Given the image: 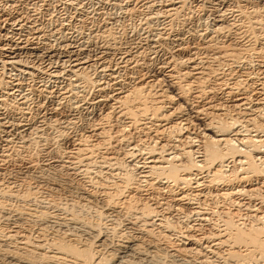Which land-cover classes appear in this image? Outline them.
<instances>
[{"label":"bare ground","instance_id":"1","mask_svg":"<svg viewBox=\"0 0 264 264\" xmlns=\"http://www.w3.org/2000/svg\"><path fill=\"white\" fill-rule=\"evenodd\" d=\"M52 1L0 0V110L18 114L13 119L0 112V128L3 133L32 134L40 141L41 120L31 117L28 103L35 100L33 106L39 114L38 99L53 98L49 109L37 118L43 121L47 116L49 122H56L55 116L60 114L58 120L64 123L62 131L58 130L51 138L56 153L63 154L59 152V145L67 134L63 129L75 123L71 120L74 112L97 114V122L83 131L96 136L97 141L89 148L85 142L92 136L80 133L70 136L73 150L68 155L75 160H72L73 167L80 162L89 166L93 152L109 145L108 127L120 122L117 135L128 147L123 160L132 164L135 173L121 174L122 161L114 156H110V160L104 157L106 163L114 162V165L110 163L113 168L109 174L117 181L111 178L108 181L106 177L102 180L95 175L89 178L88 170L83 168L81 177L83 175L84 181L98 191H75L74 199L70 196L72 193L68 194V184L60 185L54 180L49 183L42 177L32 178L34 186L24 183L27 186L20 195L18 190H11L19 185H6L5 194L2 193L5 200L31 197L29 195L39 190L46 204L56 205L62 209V214H53L52 222L49 218L46 223L40 221L35 233L37 240L32 241L28 233L22 231L21 221L26 217L31 220L47 218L45 210L49 205L40 210L26 209V206L10 210L13 202H9L12 204L7 209L11 214L7 216L9 222L4 226L5 231H0V263L155 264L159 253L161 257L163 253L176 264L173 254L167 251L181 249L196 258L197 261L190 264H220L222 261L223 264L253 261L264 264V0H67L65 9L71 10L67 17L49 14L42 21L41 11L45 13L56 8ZM93 1L98 3L97 9L91 5L87 6L88 11L86 4ZM189 9L209 12L206 28L186 27L193 17ZM89 18L93 25L90 22L88 27L85 21ZM124 19L138 22H134L136 25L131 30L120 27L118 33L124 40L118 45L110 44L116 39L113 24L123 23ZM189 45L195 48L189 49ZM42 64L46 69L53 68L47 70L50 86L45 81L39 82L29 90L24 87L26 91L23 80L9 78L10 73L32 78L45 70L40 67ZM63 65L68 66L66 72L71 78L67 76L60 84V74L64 70L60 73L59 69ZM191 101L198 104L191 106ZM183 104L189 114L183 111ZM194 126H197L196 132ZM133 130L139 133L137 142L141 143V150L126 137ZM4 157V160L9 158ZM31 157L28 155L25 159L29 164L34 162ZM73 162L68 163L73 165ZM202 169L208 174L203 183L197 179V172ZM216 184H223L227 189L215 191V196L223 202L217 211L221 224L212 223L209 236L204 232L207 237L203 234L197 239L199 234L191 239L197 247L203 244L201 241L209 246L187 247L184 241L190 236L189 229L201 233L198 229L201 222L209 220L198 211L202 208L199 201L205 197L204 193L211 196ZM58 190L69 197L65 195L66 198L61 199L55 194ZM245 195L259 204L251 207L247 202V206H242L233 199ZM163 196L178 208L171 205V209ZM96 197L103 199V206L93 209L91 201ZM3 204L0 200V212ZM78 206L93 209L94 218L81 216L75 210ZM185 207L193 211L183 214L184 229L178 232L180 228L175 229L168 216L183 212ZM108 211L144 231L150 240H140L122 232L117 221L109 219ZM45 228H50L51 234L48 235L49 230ZM176 231L179 235L171 238ZM160 243L165 249L160 248Z\"/></svg>","mask_w":264,"mask_h":264},{"label":"rangeland","instance_id":"2","mask_svg":"<svg viewBox=\"0 0 264 264\" xmlns=\"http://www.w3.org/2000/svg\"><path fill=\"white\" fill-rule=\"evenodd\" d=\"M52 1V0H51ZM53 2V6H56V8H54V10H53V8H51L50 10H51V12H50V10L49 11H47L48 12V14H47V12H43V11H41V15H42V17H41V20L42 21H45L43 18H48V15L50 14V16L51 15H53V16H60V17H67L68 16V14H70L71 13V10H66L65 9V5L64 4H66L68 1L67 0H53L52 1ZM58 4V5H56V4ZM95 4V5H94ZM91 5H92V7H91ZM97 5H98V3L96 2V1H93L92 3H89V4H86V7L88 6L89 8L91 7V8H94V9H97ZM106 5V4H105ZM104 5V6H105ZM85 7V8H86ZM86 8V9H88V11H89V8ZM65 9V10H64ZM107 9H109V7L107 8ZM106 10V9H105ZM105 10H103V11H105ZM190 10V9H189ZM66 11V12H65ZM91 11V10H90ZM108 11V10H107ZM190 11H192L191 12V19H189V21L188 22H190L189 24H186V27H192V28H195L196 27V25H197V27L195 28V29H199V28H206L207 27V25H208V23H209V17H208V13L209 12H205V11H203V12H200V11H197V10H194V9H192V10H190ZM52 12H54V13H52ZM70 12V13H69ZM196 12H197V14H196ZM204 13V14H203ZM40 15V16H41ZM64 15V16H63ZM206 15V16H205ZM198 16H200V17H198ZM202 17V18H201ZM207 17V18H206ZM197 18V19H196ZM199 18V19H198ZM203 19V20H202ZM76 21H78V20H76ZM74 22L75 23V25H78L77 23L78 22ZM87 21V22H86ZM86 21H85V24H88L87 26L89 27L90 26V24L92 23V25H93V21H92V19L90 20V18L89 19H86ZM136 21L137 20H133V22L131 21V20H128V19H124V21H123V23H121V21L120 22H116V23H114L113 24V29H114V31L115 32H113L115 35H116V37H114V38H116V39H114V43H111L110 42V44H116V45H118L120 42L122 43V41L124 40L123 39V35L122 36H120V34L118 33V32H120L121 30H120V27H123L124 26V28L125 29H132L133 28V26H135L136 24ZM205 21V22H204ZM207 21H208V23H207ZM91 22V23H90ZM95 22H97V21H95ZM124 22H126V23H124ZM134 24H132V23ZM135 22V23H134ZM138 22V21H137ZM195 22V23H194ZM118 23H119V25H118ZM198 23V24H197ZM202 23V24H201ZM123 24V25H122ZM127 24H128V26H127ZM193 24V25H192ZM94 25H95V23H94ZM130 25V26H129ZM200 25V26H199ZM205 25H206V27H205ZM132 26V27H131ZM202 26H204V27H202ZM46 28H48V25L46 26ZM90 28H94V27H90ZM118 28V29H117ZM83 32H86V31H84V30H82ZM186 36V35H185ZM118 38V39H117ZM120 39V40H119ZM187 40V39H186ZM117 41V42H116ZM116 42V43H115ZM188 44H190V43H188ZM197 47V46H196ZM193 48H195V47H193V45H189V49H193ZM155 58H157L156 60H159L160 59V57H155ZM41 68H45V70H41L40 71V73L39 72H37V73H35L34 74V77H32V78H25L24 76H19V77H17V75H14L13 73H10L8 76H9V78H13V79H16L17 81H20V82H22V80H23V89L24 90H26V89H28L29 90V87L31 86V87H33L34 85L33 84H38L39 82H44L45 81V83H47V85L48 86H50V84H51V77H50V75H47L48 74V71L49 70H52L53 68H50V69H46V67H45V64H42L41 66H40ZM67 67V68H66ZM63 68V69H62ZM66 68V69H65ZM62 69V70H61ZM61 69H59L60 70V73L62 72V74H60V79H59V82H60V84L61 83H64L65 82V78L67 79V76H68V78H71V76H69V74L66 72L67 71V69H68V66L67 65H63L62 67H61ZM48 70V71H47ZM43 73V74H42ZM64 73V74H63ZM140 73H142V72H140ZM67 74V75H66ZM36 75V76H35ZM66 75V76H65ZM14 76V77H13ZM16 77V78H15ZM21 77V79L20 80H18L19 78ZM64 77V78H63ZM18 78V79H17ZM32 79V80H31ZM24 80H25V82H24ZM25 83V84H24ZM52 85V84H51ZM26 89H25V88ZM31 87H30V89H31ZM28 90H26V91H28ZM171 95H173V93H170ZM38 103H41V104H38L37 103V105L38 106H41V109L39 110L40 112H39V114L41 113V112H43L45 109H49V107H50V105H52V103H53V98H50V99H38ZM35 103V100H34V102L33 103H31V102H29L28 103V106L30 107V109H32V110H29V113L31 114V117H35L34 119L36 120V121H38L39 119L41 120V122H39L40 123V126H41V132L40 133H42L41 135H42V138H41V140L40 141H36V139L34 138L35 137V135H32V134H22V135H16L13 131H8V132H5V133H3L2 131H3V128H0V163H2V165L0 164V200L4 203L3 204V206L6 208H2L1 209V211L2 212H0L1 214L5 211V213H3L2 214V216L0 215V226H2L1 227V229H0V231L2 232H4L5 231V228H4V226H5V224L7 223V221L9 222V217H7L8 215L10 216L11 214L9 213L10 211L9 210H7V209H10V207H11V205H12V207H11V209L10 210H12V209H15V207L16 206H18V207H16V209L18 208V209H20V208H23L24 209V207L23 206H26L25 208L27 209H31V207H32V209H35V210H40L41 208L40 207H46V206H48L49 204H46V199H45V196L43 195V193H40V191L38 190V192L36 193V194H34L33 196L32 195H29V196H31V197H28V195L26 196V197H20V196H18L20 199H18V197H10L8 200H5L6 199V196L4 195L5 194V187H6V185L8 186H10V184H11V186H14V185H16V186H18V187H14V188H12L11 190H14V191H17L18 190V194L20 195V193H23V191L25 190V188H26V186L27 185H25L24 186V183L25 184H29L30 186H34L35 184H33L34 183V179H32L33 177H42L44 180H46V181H48L49 183H52V182H50V181H52V180H54L55 182H57L58 184H60V185H69V187H70V189L68 190V194H70V193H72L70 196H72L71 198H75L76 197V195L77 194H75L76 192H80V191H84V192H93V191H95V189H96V191H98V188L96 187V188H91V186H90V184L88 183V182H85L84 180V178H83V175H82V177H81V173L83 174V170H85L86 169V171L88 170V174H90V177H89V175L87 174V177H86V179L89 177V178H92V177H98V178H102V180L106 177L107 179L109 178H111L110 180H115V181H117L116 179H112V177L110 176V171H111V169L113 168V166L112 165H114V162H110V163H113L112 165H110V163L108 164V163H106L107 162V160L106 159H108V157H109V160H110V156H112L111 158H114V157H117L116 159H118L119 158V160H121L122 162V168H121V170H120V173L122 174H124L126 171H128V172H130L131 171V173H135V171H134V167L132 166V164H130V165H128L129 164V162L128 161H125V160H123V159H125V156H124V153L126 152V150L128 149V147L125 145V143H124V140H121L120 141V139H123L122 137L120 138L119 137V135H117L118 133H117V129L119 128V124H121L120 122H119V124H117V125H115L114 123L111 125V126H113L112 128H114V129H112L111 127H108V130H107V132H108V134H111V135H109V136H111V137H109L111 140L109 141V145H106L105 147H103V148H105V149H103V148H100L99 150H97V151H95V152H93V154H92V156H91V164L89 163V166H87L86 164H81V162L79 163V164H76L77 166H75V167H73L75 164H74V162L73 161H75V160H73V158H71V157H69V155H68V153L70 152V151H72L73 150V148H72V144H71V137H73V135L75 136V135H78L79 133L80 134H84V135H90V136H92V137H88L87 139H86V142H85V144L88 146V147H86V146H83V148H89V145H92L93 143H95L97 140H96V136H93L91 133H83V131L85 130V131H88L89 129H88V126H90V125H92L93 126V124L92 123H96L97 122V114H81L80 112H76V114H75V112H74V114L72 115V118H71V120H73L75 123H76V125H75V123L72 121V123H74L72 126H70V127H68L67 129H63L67 134H65V137L63 138V141L60 143V145H59V152H61V153H63V154H58V153H56L55 151H56V149L51 145V138L53 137V136H55L56 135V133H57V131L59 130V131H62V126L64 125V123L63 124H61V122H62V120H58V119H60V114H57L56 116H55V118H56V122H49V120H47V116H45L43 119V121H42V119L41 118H37V116H39V114H36V110H35V106H33V104ZM195 103V101H191L190 102V104H191V106H193V104ZM30 104V105H29ZM196 104H198L197 102L194 104V106L196 105ZM43 105V106H42ZM183 106V111L185 112V113H187V114H189L190 113V111H189V109L187 108V106H185L184 104L182 105ZM31 111V112H30ZM0 112H2L3 114L5 113L8 117H10V118H13V119H15V118H17L18 117V114H17V112H7V110H0ZM7 112V113H6ZM10 113V114H9ZM57 113H59V111L57 110ZM9 114V115H8ZM13 116H12V115ZM29 114V115H30ZM62 114V113H61ZM81 114V115H80ZM33 115V116H32ZM89 115V116H88ZM12 116V117H11ZM59 116V117H58ZM74 116H75V118H74ZM96 116V117H95ZM79 117L81 118V119H79ZM74 118V119H73ZM85 118V119H84ZM96 118V119H95ZM46 119V120H45ZM79 119V120H78ZM91 119V120H90ZM39 120V121H40ZM81 121V122H80ZM88 121H89V123H88ZM45 122V123H44ZM46 122H48V123H46ZM58 122V123H57ZM77 122H79L78 124H77ZM38 123V124H39ZM43 123V124H42ZM53 123H55V124H53ZM91 123V124H90ZM193 123V122H192ZM194 123H196V122H194ZM45 124V125H44ZM46 124H48V125H46ZM50 124L52 125V126H50ZM59 124V125H58ZM84 124V125H83ZM87 124H89V125H87ZM75 125V126H74ZM87 125V126H86ZM44 126V127H43ZM47 126V127H46ZM48 126H50V127H48ZM55 126H56V128H55ZM58 127V128H57ZM60 127V128H59ZM69 128H71V129H69ZM109 128H110V130L111 131H109ZM196 128H197V126H194V129L195 130H193V131H195L196 132ZM199 128V127H198ZM69 129V130H68ZM73 129V130H72ZM83 129V130H82ZM6 130H8V129H6ZM80 130V131H79ZM13 132V133H12ZM64 132V133H65ZM251 135H255L254 134V132H249ZM7 134V135H6ZM16 135V137H15V135ZM37 134H39V133H37ZM72 134V135H71ZM115 134V135H114ZM138 132H135L134 130L133 131H129V134H127L126 135V137L127 138H129L130 140H132V145H133V143H134V147H136V149L138 150V149H140L141 150V147L139 146L140 144H138V142L137 141H139L138 140ZM261 135L263 134L262 132L260 133ZM28 135V136H27ZM30 135V136H29ZM114 135V136H113ZM9 136V137H8ZM24 136V137H23ZM28 137V139H27V137ZM33 136V138L31 139L30 138V140H29V137H32ZM71 136V137H70ZM18 137V138H17ZM23 138H25L26 140H24ZM45 138V139H44ZM125 138V137H124ZM140 138L142 139L143 138V136H140ZM6 139V140H5ZM8 139V140H7ZM10 139V140H9ZM23 141V142H21V140ZM44 139V140H43ZM89 139H91V140H89ZM117 139V140H116ZM15 140V141H14ZM29 140V141H28ZM32 140V141H31ZM34 140V141H33ZM27 141V142H26ZM32 143H31V142ZM36 141V142H35ZM135 141V142H134ZM17 142V143H16ZM25 142V143H24ZM29 142V143H28ZM10 143V144H9ZM24 143V144H23ZM31 143V144H30ZM36 143V144H35ZM122 143H124V144H122ZM13 144V145H12ZM16 146H15V145ZM20 144V145H19ZM26 144V145H25ZM115 144V145H114ZM135 144H138V145H135ZM8 145V146H7ZM131 145V146H132ZM21 146V147H20ZM25 146H27V147H25ZM122 146V147H121ZM12 147V148H11ZM17 147V148H16ZM11 148V149H10ZM24 148H26V149H24ZM117 148V149H116ZM126 148V149H125ZM130 148V147H129ZM16 149V150H15ZM18 149V150H17ZM20 149V150H19ZM26 150V151H24V150ZM55 149V150H54ZM107 149V150H106ZM66 151L65 153L63 152V151ZM106 150V151H105ZM4 151V152H3ZM8 151H10L9 153H8ZM17 151V152H16ZM20 151H21V153H20ZM29 151V152H28ZM68 151V152H67ZM107 151L110 153L109 155H108V153H107ZM118 151V152H117ZM19 152V153H18ZM117 152V153H116ZM121 152V153H120ZM14 153L15 154H17V155H14ZM28 153V154H27ZM117 155H116V154ZM6 154V155H5ZM8 154H10V155H8ZM20 154V155H19ZM35 154V155H34ZM58 154V155H57ZM65 154V155H64ZM104 154H107V155H104ZM120 154V155H119ZM137 154H139V152H137ZM28 155H30V156H32L31 158L33 159V161L34 162H32L31 164H29V163H27V161H25V159H26V156H28ZM96 155H97V157H96ZM123 155V156H122ZM199 155V154H198ZM4 156H9V158L7 159H5L4 160ZM18 156V157H17ZM103 156V157H102ZM114 156V157H113ZM197 156V155H196ZM11 157V158H10ZM19 157H20V159H19ZM55 157V158H54ZM60 157V158H59ZM62 157V158H61ZM65 157V158H64ZM93 157V158H92ZM102 157V158H101ZM104 157H106V159L104 158ZM53 158V159H52ZM99 158V159H98ZM11 159V160H10ZM13 159V160H12ZM17 159H19V160H17ZM23 159V160H22ZM4 160V161H3ZM68 160V161H67ZM73 160V161H72ZM100 160H103V161H100ZM104 160H106V161H104ZM9 161V162H8ZM12 161V162H11ZM94 161V162H93ZM4 162V163H3ZM5 162H7V164H5ZM68 162H73V165L71 164V163H68ZM109 162V161H108ZM9 163H10V165H9ZM34 163V164H33ZM83 163V162H82ZM22 164V165H21ZM71 164V165H70ZM82 166H81V165ZM104 164V165H103ZM6 165V166H5ZM12 165V166H11ZM29 165H32V168H30V166ZM85 165V166H84ZM231 165V164H230ZM109 166H110V168H109ZM2 167V168H1ZM33 167H34V169H33ZM68 167H69V169H68ZM77 167V168H76ZM112 167V168H111ZM133 167V168H132ZM74 168V169H73ZM81 168V169H80ZM83 168H85V169H83ZM108 168V169H107ZM27 169V170H26ZM231 169V168H230ZM4 170V171H3ZM72 170V171H71ZM78 170V171H77ZM79 170H81L80 171V173H79ZM108 170V172H106ZM9 172V174H8V172ZM75 171V172H74ZM98 171H100V172H98ZM104 171V172H103ZM204 171V172H203ZM5 174H3V173ZM33 173H34V175H33ZM73 173H78V174H80L79 176L78 175H74ZM97 173H99V174H97ZM105 173H107V174H105ZM198 173V177H197V179H198V181H199V179H200V181H202V183L204 182V180L206 181L207 179H206V177L208 176V174L206 173V170L205 169H202L201 170V172H200V170H199V172H197ZM8 174V175H7ZM4 175V176H3ZM38 175V176H37ZM95 175V176H94ZM6 176V177H5ZM77 176V177H76ZM92 176V177H91ZM104 177V178H103ZM89 178H88V180H89ZM105 178V179H106ZM203 178V179H202ZM4 179V180H3ZM7 179V180H6ZM9 179L12 181V183H11V181H9ZM16 179V180H15ZM42 179V180H43ZM109 179H108V181H109ZM255 178H253V180H254ZM2 180V181H1ZM6 181V182H5ZM25 181V182H24ZM87 181V180H86ZM1 182H3L2 183V185H1ZM9 182V183H8ZM28 182V183H27ZM60 182V183H59ZM5 184V185H4ZM82 185V186H81ZM85 188H84V187ZM1 187L4 189H1ZM73 187V188H72ZM15 188H17V189H15ZM83 188V189H82ZM201 190H203L204 189V186H200L199 187ZM75 189H77V190H75ZM89 189H91V190H89ZM93 189V190H92ZM206 189V188H205ZM220 189H226V187H224L223 186V184H216V186H214V188L211 190V196H207L206 195V193H204V195H205V199L203 198V197H201L200 198V200L201 201H199V202H201L200 204H202V205H199L200 207H202L201 209L199 208L198 209V211H200L201 210V212H203V214H204V218H206V216H207V218H209V220H204V223L203 222H201V224L202 225H200L199 226V232L201 231V233H194V232H191V230L189 229V235L190 236H187V238L188 239H186L184 242L187 244V247H193L194 246V248L196 247L197 249L199 248V249H201V248H204V246L206 245V242H204V241H201L203 244H201V245H199V247H197V246H195L194 245V243H192L193 242V240H191V239H193V238H196V237H198L199 236V234L201 235V236H199V238H197V239H200V237H202V235L204 234V236L205 237H207L206 236V234L205 233H207L208 232V236L210 235V232H211V227L210 226H213L212 225V223L214 224V223H220L221 224V219L218 217V214L217 213H219V212H217V211H220V209H221V207L223 206V202H221V200L218 198V197H216L217 195H216V193L217 192H215L216 190H220ZM3 192H2V191ZM227 190V189H226ZM76 191V192H75ZM95 191V192H96ZM204 192H206V191H204ZM2 193H4V194H2ZM38 193H40V194H38ZM60 193V194H59ZM64 192H62V191H60V190H58V191H56V195L58 196V197H60L61 199L62 198H66V196H68V194L65 192V194H63ZM38 194V195H37ZM75 194V195H74ZM201 195L203 194V192H201L200 193ZM14 195V194H13ZM37 195V196H36ZM43 195V196H42ZM54 196L55 198H57V196ZM66 195V196H65ZM74 195V196H73ZM216 195V196H215ZM2 197V198H1ZM32 197H34V198H38V199H36V200H33V198ZM69 197V196H68ZM167 196H163L162 198L164 199V201L169 205V207H171V205L174 207H177L178 208V206H176L175 204H172L171 203V201H169V200H171V199H169L168 197L166 198ZM4 198V199H3ZM18 200H17V199ZM28 198H30V199H28ZM40 198H41V200H40ZM44 198V199H43ZM97 198V197H96ZM96 198L95 199H93L92 201H91V203H92V206H93V209H97V207L96 206H98V207H100V206H103V199L101 198V197H98L97 198V200H96ZM161 198V197H160ZM14 200V201H12V200ZM22 199V200H21ZM24 199H26V200H24ZM102 199V200H101ZM233 199H234V201L235 202H237V203H240L242 206L244 205V206H247L248 204H246L247 202H249V204H252V206L251 207H253L254 205H256V204H259V201H257V200H254V198H251V197H248V196H244V197H238V196H235V197H233ZM29 200H32L31 202L29 201ZM39 200V201H38ZM43 200V201H42ZM95 200V201H94ZM24 201H26V202H24ZM169 201V202H168ZM9 202H13L12 204L11 203H9ZM29 204H28V203ZM43 202V203H42ZM102 202V203H101ZM245 202V203H244ZM252 202V203H251ZM9 205H8V204ZM35 203H37V204H35ZM7 204V205H6ZM43 204H45V205H43ZM30 205V206H29ZM41 205H43V206H41ZM14 206V207H13ZM20 206V207H19ZM8 207V208H7ZM80 206H78L77 207V209H75L77 212H80V215L81 216H84V217H88L87 219H93L94 218V213H92V210H88V208H82V207H80ZM56 208V209H55ZM244 208V207H243ZM242 208V209H243ZM81 209V210H80ZM171 209H172V207H171ZM176 209V208H175ZM4 210V211H3ZM57 210H59V211H57ZM62 209H58L57 208V206L55 205V206H51V205H49L48 207H46V210H45V212L47 213V215H48V217L47 218H45V217H43V218H39V220L38 219H29V217H26V219H22V221H21V226H22V231L24 230V232H25V234H27L28 233V239H32V241H36L37 239V235L35 234L36 233V229L38 228V224H40L39 222L40 221H44V222H42V223H46V221L47 220H49L51 217H52V215L53 214H58V213H60V214H62V211H61ZM185 210H187V211H185ZM212 210V211H211ZM189 211H193L192 209H190V208H187V207H185L184 208V211L183 212H181V213H178L180 216H178V214H173V213H171L168 217V219L169 220H173L172 222L174 223V227H175V229H179L178 230V232L179 231H181V229L183 228L184 229V227H183V224H181V223H183V221H184V219H183V214H186L187 212H189ZM9 214H8V213ZM212 212V213H211ZM108 213V215H109V219H112V220H114V221H117V223H118V228L120 227L121 229V231L122 232H124L125 234L127 233L128 235H132V236H134V237H138L140 240L141 239H144V240H150L146 235L147 234H145V232L144 231H141L140 229H137L135 226H133V225H130L129 223H126V221H123V219H122V217L120 216L119 217V215H117L115 212H112V211H108L107 212ZM207 213H208V215H207ZM242 213L244 214L245 213V211H242ZM49 214H51V216L49 215ZM217 214V215H216ZM5 215H6V218H7V220L5 219ZM46 215V216H47ZM1 217H3V218H1ZM90 217V218H89ZM111 217V218H110ZM49 218V219H48ZM206 218V219H207ZM52 220H54V219H52ZM52 220L50 219V222H52ZM214 222H213V221ZM3 221V222H2ZM118 221H120V222H118ZM220 221V222H219ZM208 222H211L210 224L208 223ZM47 223H49V222H47ZM119 223H121V224H119ZM124 223V224H123ZM178 223V224H177ZM23 224V225H22ZM180 224V225H179ZM208 224H209V226H208ZM49 225V224H48ZM121 225V226H120ZM182 225V226H181ZM215 225V224H214ZM27 226V227H26ZM180 226V227H179ZM25 227V229H23ZM102 227L104 228V225H102ZM3 228H4V230H3ZM29 228V229H28ZM28 229V230H27ZM28 232H27V231ZM34 230V231H33ZM45 230H46V228H45ZM49 230V231H48ZM51 229L50 228H47V230L46 231H48L47 233H48V235L49 234H51V231H50ZM209 230V231H208ZM33 231V232H32ZM29 232H30V234H29ZM177 231H176V233H173V235H171L170 237L171 238H173V239H175V236L177 235H179V233H178ZM205 232V233H204ZM193 234V235H192ZM195 234V235H194ZM193 237H192V236ZM31 237V238H30ZM190 237H192V238H190ZM116 238H117V236H116ZM190 238V239H189ZM35 239V240H34ZM115 239V238H114ZM191 241V242H190ZM9 244V243H8ZM186 244H185V246H186ZM191 244V245H190ZM160 245V248H162V249H165V248H163V243H160L159 244ZM204 245V246H203ZM210 245V244H209ZM208 244L206 245V246H209ZM9 246V245H8ZM201 247V248H200ZM175 250H177V249H174V250H172L171 249V251L170 250H168L167 252L168 253H170V255L172 256V254H173V259L177 262V263H180V261L181 262H183V261H185V263L186 262H189V264H190V262H194L193 260H195V261H197L196 260V258L195 257H193V254H191L190 255V253L189 252H186V254H185V251L183 252L181 249L179 250H177V251H175ZM172 253V254H171ZM188 253V254H187ZM159 255H160V257H161V253H159ZM162 256L163 257H157L156 258V262H155V264H170L171 263V259L170 258H168V256L165 258L164 257V255H163V253H162ZM209 257V256H208ZM211 260V258H208V261H210ZM170 260V261H169ZM217 260V259H216ZM157 261H158V263H157ZM168 262V263H167ZM221 262V261H220ZM223 262V261H222ZM220 263V264H223V263ZM258 261H253V262H250V264H263L262 262H258ZM7 264V262H2V263H0V264ZM176 263V264H177ZM172 264V263H171Z\"/></svg>","mask_w":264,"mask_h":264}]
</instances>
